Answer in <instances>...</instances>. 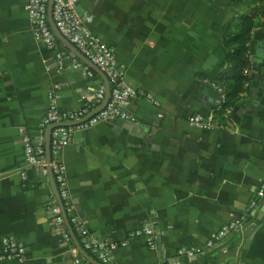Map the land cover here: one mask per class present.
Returning a JSON list of instances; mask_svg holds the SVG:
<instances>
[{
    "label": "crops",
    "instance_id": "obj_1",
    "mask_svg": "<svg viewBox=\"0 0 264 264\" xmlns=\"http://www.w3.org/2000/svg\"><path fill=\"white\" fill-rule=\"evenodd\" d=\"M229 2L80 0V9L93 14L91 30L114 48L126 84L142 92L124 106L138 122L81 128L62 152L72 202L92 240L119 242L144 222L155 228V248L132 237L113 249L109 264H264V214L255 223L264 197L244 229L196 256L176 253L183 244L203 246L220 224L241 214L264 175L260 19L247 43L245 88L228 111L214 114L220 91L213 77L226 65ZM59 48L82 65L60 69ZM100 71L58 34L53 46L36 38L27 0H0V253L2 236L14 234L28 246L27 264H77L76 256H84L71 226L66 239L49 206L53 177L26 164L23 136L37 138L50 90L63 109L86 104L105 87ZM195 112L212 125L194 124Z\"/></svg>",
    "mask_w": 264,
    "mask_h": 264
},
{
    "label": "built area",
    "instance_id": "obj_2",
    "mask_svg": "<svg viewBox=\"0 0 264 264\" xmlns=\"http://www.w3.org/2000/svg\"><path fill=\"white\" fill-rule=\"evenodd\" d=\"M50 0H27V9L33 25V34L47 46L56 44L57 33L51 23L49 13ZM52 17L58 30L84 55L90 62L94 63L107 77L109 84V95L107 102L100 106L105 97L106 88L99 86L94 98L80 106L72 109L59 107L57 95L54 90L48 92V104L46 112L37 127V138L32 139L24 134V158L28 166H32L43 175H51L56 183V194H52L49 206L55 218L62 225L63 234L66 239H71L68 222L79 236V241L84 250L98 264H109L112 260V251L118 245H125L132 237L142 238L144 244L149 248L157 245L154 226L144 222L139 226L127 231L126 236L115 242L109 239L92 240L84 228L81 216L76 212L68 187L67 174L62 161L64 148L73 141L77 131L87 128L104 120H127L138 122L137 116L125 109V104L131 98H136L142 92L126 84L124 71L118 64L114 48L103 43L99 36L94 33L90 26L93 14L87 10L80 9V0H53ZM56 61L60 69L66 67H80L82 60L67 48H59L56 51ZM88 75L92 70L85 65ZM220 91L218 106L225 99L222 87H216ZM155 104L158 102L154 99ZM225 112L230 106L225 107ZM158 116L161 111L158 110ZM190 120L202 127L211 126L210 119H205L200 112L192 113ZM50 136V158L47 155L46 130L52 126ZM22 178H26V172H21ZM61 198V203L57 196ZM264 197V175L258 186L247 200L243 212L231 218L214 231L203 246L195 244L180 245L176 253L187 257H193L203 253L206 249L220 243L226 236L236 230H241L252 222L260 208V202ZM29 249L27 244L14 234H6L1 238L0 258L14 260V264H27ZM77 264H94L89 258L78 254L75 258ZM155 264H160L156 262Z\"/></svg>",
    "mask_w": 264,
    "mask_h": 264
},
{
    "label": "trees",
    "instance_id": "obj_3",
    "mask_svg": "<svg viewBox=\"0 0 264 264\" xmlns=\"http://www.w3.org/2000/svg\"><path fill=\"white\" fill-rule=\"evenodd\" d=\"M229 4L233 14L222 26L226 65L213 77L214 83L222 87L225 96L220 108L214 110L217 115H221L225 107L232 106L244 90L250 66L247 43L255 20L260 19L264 24V0H230ZM71 229L79 240L72 226Z\"/></svg>",
    "mask_w": 264,
    "mask_h": 264
},
{
    "label": "water",
    "instance_id": "obj_4",
    "mask_svg": "<svg viewBox=\"0 0 264 264\" xmlns=\"http://www.w3.org/2000/svg\"><path fill=\"white\" fill-rule=\"evenodd\" d=\"M52 5H53V0H50L49 1V13H50V20H51V23H52V25H53V27H54V29H55V31H56V33L60 36V37H62L63 38V40L64 41H66V43L70 46V48L72 49V50H74L83 60H85V61H88V62H90L89 61V59L88 58H86L84 55H82V53L58 30V28L55 26V24H54V21H53V17H52ZM91 64H92V66H94L95 68H97V69H99L94 63H92V62H90ZM101 73H102V75H103V77H104V80H105V87H106V90H105V97H104V99H103V101L101 102V104H100V106H103L106 102H107V100H108V95H109V84H108V80H107V77H106V75L102 72V71H100ZM54 125H52V126H50L49 128H48V130H47V142H46V144H47V155H48V158H50V136H51V129H52V127H53ZM55 182V181H54ZM57 196H58V198H59V201H60V203H61V198H60V196H59V194H58V192H57ZM263 214H264V206H262L261 207V210L260 211H258V213H257V217H256V221H255V223H258L259 221H260V219L262 218V216H263ZM68 224H69V222H68ZM70 225V224H69ZM250 226H253V224H251ZM75 236V235H74ZM160 238H158V241H160L159 240ZM77 240V239H76ZM78 245H79V248H80V250L82 251V254L85 256V257H87V258H89L94 264H98L95 260H93L92 258H90L89 257V255L85 252V250L84 249H82V246L79 244V242H78Z\"/></svg>",
    "mask_w": 264,
    "mask_h": 264
}]
</instances>
